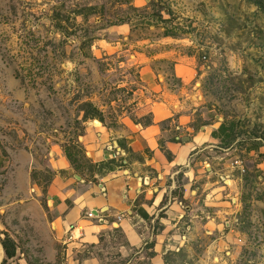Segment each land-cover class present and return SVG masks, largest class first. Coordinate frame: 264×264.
I'll list each match as a JSON object with an SVG mask.
<instances>
[{"label": "rangeland", "instance_id": "374dc122", "mask_svg": "<svg viewBox=\"0 0 264 264\" xmlns=\"http://www.w3.org/2000/svg\"><path fill=\"white\" fill-rule=\"evenodd\" d=\"M180 60L197 71L196 129L213 128L191 157L203 166L194 192L174 176L182 217L150 216L154 231L178 220L164 262L264 264V0H0V264L123 262L116 230L67 247L47 189L75 172L98 182L107 169L88 156L86 128L145 124L141 70L176 83Z\"/></svg>", "mask_w": 264, "mask_h": 264}, {"label": "crops", "instance_id": "0c3cea01", "mask_svg": "<svg viewBox=\"0 0 264 264\" xmlns=\"http://www.w3.org/2000/svg\"><path fill=\"white\" fill-rule=\"evenodd\" d=\"M141 71L149 93L143 102L148 105L151 122H126L116 130L88 126L83 135L86 152L92 162L105 164L106 172L94 175L98 182L76 172L73 179L56 178L47 189L46 202L54 213L53 228L59 237L65 235L62 242L67 247L98 243L102 234L116 230L125 242L117 249L118 258L123 261L120 264H166L162 255L176 236L178 220L167 222L159 217L161 228L154 231L155 218L149 220L150 216L154 212L169 214L181 210L182 204L173 192L174 176L179 171L186 180L182 184L183 197L194 192L187 185L203 166L201 162L192 163L191 157L211 146L213 125L203 123L198 129L195 126V106L201 101L199 93L193 99L197 93L193 61L172 64L169 76L176 83L170 82L166 73L160 80L146 66ZM184 136L188 139L182 141ZM166 150L172 154L171 159L166 157ZM131 153L139 157L133 158ZM110 161L114 165L108 167L106 163ZM56 163L58 168L67 165L61 157ZM138 208L147 213L148 219L140 215ZM181 212L178 219L184 213ZM148 242L151 245L146 249Z\"/></svg>", "mask_w": 264, "mask_h": 264}, {"label": "trees", "instance_id": "16d2710c", "mask_svg": "<svg viewBox=\"0 0 264 264\" xmlns=\"http://www.w3.org/2000/svg\"><path fill=\"white\" fill-rule=\"evenodd\" d=\"M151 122V120H150V118L148 119V121L146 122V124H149ZM226 130V128H225V126L224 125H220V127L218 128V131H220V132H224ZM179 141V140H178ZM165 154H166V157L168 158V159H171V157H172V154L169 152V151H165ZM113 162L114 161H110V162H108V163H106L107 164V166H108V164L111 166V164H113ZM117 165H120V164H117ZM109 167V166H108ZM4 250H5V256L6 257H11V256H13V252H11V251H9V249H8V247L6 246V244H4Z\"/></svg>", "mask_w": 264, "mask_h": 264}, {"label": "water", "instance_id": "95a60500", "mask_svg": "<svg viewBox=\"0 0 264 264\" xmlns=\"http://www.w3.org/2000/svg\"><path fill=\"white\" fill-rule=\"evenodd\" d=\"M187 139H188V136H184V137L181 138L182 141H185V140H187ZM75 176H76V178H79V176H77V175H75ZM140 180H141V179H140Z\"/></svg>", "mask_w": 264, "mask_h": 264}]
</instances>
